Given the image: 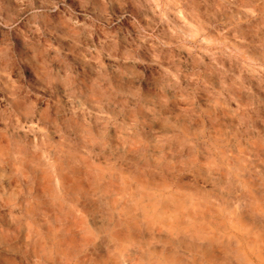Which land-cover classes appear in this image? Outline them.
<instances>
[{"label":"clouds","instance_id":"clouds-1","mask_svg":"<svg viewBox=\"0 0 264 264\" xmlns=\"http://www.w3.org/2000/svg\"><path fill=\"white\" fill-rule=\"evenodd\" d=\"M0 264H264V0H0Z\"/></svg>","mask_w":264,"mask_h":264}]
</instances>
